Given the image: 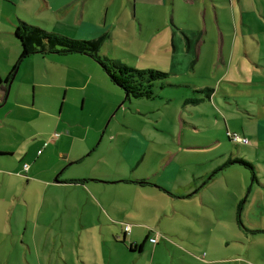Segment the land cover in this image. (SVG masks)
I'll use <instances>...</instances> for the list:
<instances>
[{
  "label": "rangeland",
  "instance_id": "1",
  "mask_svg": "<svg viewBox=\"0 0 264 264\" xmlns=\"http://www.w3.org/2000/svg\"><path fill=\"white\" fill-rule=\"evenodd\" d=\"M36 1L0 0L1 76L18 66L0 109L3 118L15 107L3 118L0 148L16 152L0 157V264H264V137L256 135L264 133V19L251 11L254 0L241 1L234 54L201 57L144 51L135 32L122 38L111 20L98 34L79 32L78 0H41L68 5L57 13ZM19 20L77 40L107 34L102 56L168 77L147 104L114 92L86 55L36 54L17 65ZM17 98L35 108L16 106ZM36 131L63 142H50L40 159L26 140ZM175 170L184 187L207 178L195 195L159 191L156 182ZM138 179L153 186L125 183Z\"/></svg>",
  "mask_w": 264,
  "mask_h": 264
},
{
  "label": "crops",
  "instance_id": "2",
  "mask_svg": "<svg viewBox=\"0 0 264 264\" xmlns=\"http://www.w3.org/2000/svg\"><path fill=\"white\" fill-rule=\"evenodd\" d=\"M39 1L40 2H36L39 4L41 3L48 13L65 11V7L68 6L60 4L55 7L50 1H46L45 4L41 0ZM103 1L104 0H96L94 4L91 0L77 1L76 4L80 6L81 11L79 9L77 18L75 15L73 18L80 20L78 25L79 32L98 34L100 31L104 30L102 29L103 26L106 28V26L109 25L108 20H111L109 25L110 28L122 38L130 36L132 32H135V39L143 46L144 51H164L168 54H175L178 50L182 49L185 50L188 55H199L201 57L204 50L212 49L216 54L224 55L228 53L233 55L240 33L237 23L239 20L244 22V13L242 14V12L245 11V6L241 5L240 8L242 0H106V14H104V20L102 23H98L99 19L97 18L101 16V12L98 10H100V5L105 2ZM75 2L76 0H71L70 4ZM251 6L253 7L251 11L259 12V18L264 19V0H254V5L252 4ZM93 7L95 10H91ZM130 7L132 9V16L129 15L128 11ZM86 16L88 19H85ZM252 17L255 18V15ZM235 25L238 30L235 29ZM245 26L252 31L250 22ZM243 34H245L244 31ZM107 40H105V42ZM231 49L233 51H231ZM48 55L41 56L45 57ZM11 77L12 73L6 78H3L0 73V78L2 80V83H0V106L2 107H0V109L6 108L9 103L10 84L13 78ZM8 78H11L9 84L6 82ZM106 79V84L108 83L109 87L112 88L114 92L122 95L118 86L114 85L108 77ZM200 89L204 90L205 88L201 87ZM207 95L211 100L214 96L213 91L207 93ZM138 100L142 101L139 103H150L148 100ZM15 105L23 108H32V110L35 108L33 104L25 105V103L20 101V98H17ZM12 108L15 107L12 106ZM12 108L4 114L3 118L6 117V119H8L12 117L14 113ZM3 118L0 116V134L3 133L2 129L8 126L3 122ZM11 128H13L14 133L17 134L18 129L15 127ZM22 134L23 132L21 135ZM256 135L257 137H264V133H261L260 130ZM41 136H46V133L36 131L26 136V140L31 142L32 145H35V150H37L36 155L41 157L40 159L46 154V152L44 153L43 151L50 146V142L54 141L55 144H61L63 142L62 138L64 137L61 136V138L56 141L55 136L47 135V138H42ZM34 140L37 141V143H35ZM8 147L9 146H6L5 149L0 148V157L15 158V150ZM26 152H28V150ZM64 158L67 160L69 155L64 156ZM82 159L83 157H75L68 160L77 163ZM27 165L28 164H23L22 166V171L24 173L30 170V166ZM166 169L165 167L164 172H166ZM206 178L207 175H195L193 176L194 181L187 182V186L184 187L179 182V171L175 170L168 173L166 177L160 178L156 183L159 184L160 187L158 189L161 192H165L166 190L173 192L172 190H175V187L178 186V190L183 189V192L189 190L188 192L192 191L191 193L195 191L193 193L195 195L201 190L199 185L206 181ZM57 179L59 180V177ZM102 179L107 178L103 177ZM135 181L136 180H125V183L138 185ZM57 182L75 184L80 181Z\"/></svg>",
  "mask_w": 264,
  "mask_h": 264
},
{
  "label": "trees",
  "instance_id": "3",
  "mask_svg": "<svg viewBox=\"0 0 264 264\" xmlns=\"http://www.w3.org/2000/svg\"><path fill=\"white\" fill-rule=\"evenodd\" d=\"M14 34L21 45V53L17 65L36 54L87 55L99 63L110 81L124 92L125 100L127 101L131 98L154 101L157 97L153 90L155 84L166 80L168 77L167 73L155 69H135L118 60L102 56L100 51L107 39L106 35L93 40H77L58 33L48 32L21 20L18 21ZM17 70L18 66H15L12 71V77ZM11 78L6 80L8 84ZM0 83H2L1 78ZM212 91V89L207 88L200 92L210 93ZM199 102L200 100L187 99L185 104ZM240 162L252 167L246 162ZM135 182L143 187L152 185L149 180H136ZM142 248L143 245H141L140 250Z\"/></svg>",
  "mask_w": 264,
  "mask_h": 264
},
{
  "label": "built area",
  "instance_id": "4",
  "mask_svg": "<svg viewBox=\"0 0 264 264\" xmlns=\"http://www.w3.org/2000/svg\"><path fill=\"white\" fill-rule=\"evenodd\" d=\"M233 139H234L235 141H237V142L242 141V142L247 143V140H246V139H241V138H239V137H234ZM40 153H41V152H40ZM26 169H27V166H26ZM151 241H152V242H155L154 239H151Z\"/></svg>",
  "mask_w": 264,
  "mask_h": 264
},
{
  "label": "water",
  "instance_id": "5",
  "mask_svg": "<svg viewBox=\"0 0 264 264\" xmlns=\"http://www.w3.org/2000/svg\"><path fill=\"white\" fill-rule=\"evenodd\" d=\"M9 88H10V86H9ZM7 99V98H6Z\"/></svg>",
  "mask_w": 264,
  "mask_h": 264
}]
</instances>
